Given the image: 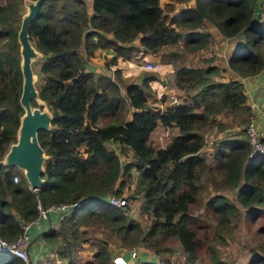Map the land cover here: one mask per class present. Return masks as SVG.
<instances>
[{"label": "trees", "instance_id": "obj_1", "mask_svg": "<svg viewBox=\"0 0 264 264\" xmlns=\"http://www.w3.org/2000/svg\"><path fill=\"white\" fill-rule=\"evenodd\" d=\"M257 3L93 0L90 13L85 0H44L28 29L42 54L37 61L41 74L38 97L49 104L53 115L51 126L38 130L47 154L43 180L37 190L32 189L19 168L0 162V234L8 240L17 237L22 232L20 220H32L38 203L78 202L61 212L57 228L42 232L57 243L53 255L67 258L65 264H75L72 251L90 241L87 226L93 224L113 232L123 246L142 245L162 256L159 261L140 264H161L162 260L168 264L173 240L179 242L190 264L199 258L202 244L208 251L206 264H225L218 244L226 241L238 207L227 195L215 192L204 198L201 212L193 211L207 169H216L220 176L211 178L215 188L214 182L235 188L245 214L263 217L264 233V153L248 155L250 144L243 127L230 137L214 140L208 156L201 151L205 143L202 129L213 122L219 124V113L230 111L239 114L241 121L249 119L251 109L243 83L238 77H222L215 63L183 62L186 51H198L211 42L210 31L201 28L208 20L225 36L240 35L228 56V66L241 75L259 72L264 68V20L252 13ZM22 5L23 0L0 1V157L16 140L23 111L17 39ZM177 44L178 49L164 48ZM98 48L113 51L104 60L107 66L135 50L162 63H174V84L189 92L164 108L150 104L146 88L153 76L144 74L141 83H125L118 67L112 74L95 73L87 62ZM159 124L177 129L164 146L149 141ZM109 141L117 145L109 146ZM127 150L134 159L123 163L120 156ZM132 169L137 170L136 185L128 197L140 199V211L151 216L146 228L128 216L125 208L100 198L121 194ZM14 172L19 179L12 178ZM90 242L95 247L86 264H109L108 240L95 237ZM0 264L25 263L11 252L0 251ZM244 264H264V248L253 251Z\"/></svg>", "mask_w": 264, "mask_h": 264}, {"label": "rangeland", "instance_id": "obj_2", "mask_svg": "<svg viewBox=\"0 0 264 264\" xmlns=\"http://www.w3.org/2000/svg\"><path fill=\"white\" fill-rule=\"evenodd\" d=\"M2 1V0H0ZM86 4L89 5V0H85ZM27 5L26 0H24L22 5V11L21 15L26 11ZM138 40V38H137ZM34 42V41H33ZM208 51L206 50H198V51H186L185 57L186 59H190L191 62L200 63L201 61L209 62V63H215L218 65L219 69L222 67V65H228V54H225L224 56L216 54L213 51V48L209 45ZM206 46V47H207ZM165 47H168V45H165ZM172 47L179 48V45H172ZM166 49V48H165ZM200 51V52H199ZM228 52V50H225ZM230 52V51H229ZM190 56L188 57V55ZM148 55V58L147 56ZM212 57L211 60H207V58ZM41 58V54L39 53L36 58L33 59V68L38 69L37 61ZM124 59V58H120ZM125 59H128L130 61V64L128 66L132 70V74L130 76L129 80H137L138 83H141L140 77L144 74H149L153 76V78L149 81V87L146 88L148 92V101L150 104L157 105L159 107H162L163 105L162 100L169 96L166 92L169 87H171L174 84L173 81V74L171 75L168 71H164V68L162 69L163 72L160 70H153V69H144L139 68L136 69L134 66V62L137 60H157L156 58H151V55L148 53H143L141 51L135 50L132 55L125 57ZM160 62V61H159ZM88 63V62H87ZM162 63V62H161ZM234 75V74H233ZM218 75H215V78H218ZM41 80V74L39 72H36L35 75V83L36 85L40 84ZM140 80V81H139ZM176 86V85H175ZM38 87V86H37ZM177 87V86H176ZM175 87V88H176ZM177 87L176 89L178 90ZM181 93H179L180 100L185 97V95L189 92L188 89L185 87L180 88ZM179 91V90H178ZM40 107L45 106L49 108V104H47L45 101L43 102L40 98L36 101V104ZM163 108V107H162ZM50 109V108H49ZM218 120L220 123L213 122L211 124L206 125L203 129V135H204V146L202 148V152L204 151L206 155L208 156L210 150L212 149V145L214 143V140L221 138V137H230L234 134V132L239 129L240 127H244V124L247 120L241 121V116L237 113H231L230 111H222L217 115ZM174 127H164L162 125H158L155 127L150 133L149 141L154 144L155 146H161L165 145V142L170 139V136L175 133ZM116 143V142H114ZM109 146H114L113 144L109 143ZM134 155L130 150L124 151L121 153V160L122 162H126L129 160H133ZM208 162L212 165V161L210 160V157L207 158ZM136 176H137V170L132 169L131 175L127 177V185H125L122 188L120 196H125L127 199H129L128 195L131 193L136 185ZM217 178L219 179L220 176L217 174L216 169H207L201 177V190L199 192V198L198 200L193 204V211L195 213H199L203 210V200L208 195H211L215 192H221L228 196V198L235 203V205L238 207L237 212L231 217L229 228L226 232V241L219 243V253L220 257L225 261V264H244L247 262V260L250 258L253 251L262 252L264 248V233L262 232V224H263V217L261 216H250L245 214V207L240 203L236 196V190L235 188L230 187H220V183L214 182V185H217V188L213 186L211 178ZM117 184V183H116ZM115 184V185H116ZM219 186V187H218ZM112 194V193H111ZM131 202V206H128L126 209L128 216L135 217L142 225L143 228H146L148 224L151 221V216L148 213L141 212L139 210L140 206V199L131 198L129 200ZM203 202V203H202ZM208 220H212V217H209ZM87 236L90 238V241L94 239L95 237H104L108 240L109 246L111 249V254L114 253H125V249H129L131 247L129 246H123L120 244L119 240L117 239V236L108 230L104 226L100 225H89L87 226ZM89 240L82 242L79 244L73 251L72 254L75 258V264H86V261L92 259V250L94 249V245L91 244ZM172 247V250L167 255L169 257V263L168 264H190V262L187 261L185 252L182 250L181 245L177 240H173L169 243ZM136 254L132 257L131 263H135L138 261H159V258H162L160 255H155L154 252L151 249H148L142 245H139L136 247ZM198 255L199 258L193 263V264H206L208 260V251L205 245H201L198 248ZM50 260V264H65L67 261V258H62L54 260V259H47ZM140 262L138 264H140ZM161 264H166L165 260L161 261Z\"/></svg>", "mask_w": 264, "mask_h": 264}, {"label": "crops", "instance_id": "obj_3", "mask_svg": "<svg viewBox=\"0 0 264 264\" xmlns=\"http://www.w3.org/2000/svg\"><path fill=\"white\" fill-rule=\"evenodd\" d=\"M89 5L87 4L88 11L91 13L93 11L92 9V1L89 0ZM202 29H205L207 31H210L212 35V40L208 44L213 48L214 53L224 56L225 54H230L235 45L240 42L241 38L240 35H234V36H225L221 34L217 28L208 20H204L203 24L201 25ZM164 48H175L172 47V45H168V47ZM228 50L226 52L225 50ZM207 50L208 46L203 47L200 49ZM230 51V52H229ZM82 54H84V50L81 51ZM200 52V51H199ZM146 54V53H145ZM111 55H113V51L110 48H98L95 50L94 55L90 56L88 58V67L91 68L95 73L100 72H109L112 74V70L116 67L120 68V73L123 78V81L130 82V81H136L137 80H129L130 76L132 74V70L128 66L126 62L130 64V61L128 59H120L123 57H118L117 61L115 63H110L107 65L104 64V60L107 58H110ZM148 58V55H146ZM190 54L188 55V57ZM153 58V57H151ZM183 62L188 65H206L209 62H200V63H193L190 59H186L184 57ZM168 71L171 75L173 74V71L175 69V64L168 62V63H161V67L158 69L161 72ZM220 74L222 77H238L244 87V91L246 93V102L248 103L250 100L257 101L259 105L264 106V68H262L259 72H256L254 74H247V75H241L235 70L231 69L228 65H222L220 68ZM234 74V75H233ZM129 78V79H127ZM140 81V80H139ZM175 85H172L167 89V93L169 96H166L164 100H162L163 105H161L163 108L170 104L177 101H180L179 93H181L182 90L178 88V90L175 88ZM257 108H255L251 113H257ZM259 123H261L264 126V121L259 118ZM175 128V127H174ZM177 129H175V132ZM153 132V131H152ZM151 132V133H152ZM174 133V132H173ZM115 141H109L108 143H111L113 145H117V143H114ZM166 144V142H165ZM164 146V145H161ZM121 157V156H120ZM70 210V209H69ZM68 210V211H69ZM67 211V212H68ZM61 212L62 211H50L47 216L39 218L37 221H32L27 229V232L29 234V240L27 243V249L31 257V264H43V262L47 259H54L57 260V258L54 257L53 251L56 247V242H52L48 239H46L42 232L46 231L50 228H57L59 226L60 220H61ZM60 260V258H58Z\"/></svg>", "mask_w": 264, "mask_h": 264}, {"label": "water", "instance_id": "obj_4", "mask_svg": "<svg viewBox=\"0 0 264 264\" xmlns=\"http://www.w3.org/2000/svg\"><path fill=\"white\" fill-rule=\"evenodd\" d=\"M43 1L26 0L27 9L21 15L17 39L19 41L22 73L19 102L23 111L17 126L16 140L9 144L2 161L6 166L19 168L27 179L29 186L35 190L38 189L43 180V164L47 158V154L38 139V130L48 129L51 126L53 116L48 107H40L32 102L40 98L35 83L37 70L33 68V59L41 52L36 48L28 29ZM41 100L44 102L43 99Z\"/></svg>", "mask_w": 264, "mask_h": 264}, {"label": "built area", "instance_id": "obj_5", "mask_svg": "<svg viewBox=\"0 0 264 264\" xmlns=\"http://www.w3.org/2000/svg\"><path fill=\"white\" fill-rule=\"evenodd\" d=\"M252 13L258 19L264 20V0H258V3ZM134 66L138 70L140 67L148 70H158L161 67V62L149 59H144L142 61L137 60L134 62ZM248 105L250 106L251 111H253L255 108L258 110L257 113H251L249 119L245 122L243 127L244 135L250 144V151L248 155L254 156L256 154L264 153V126L258 122L259 118L264 121V106L259 105L257 101L253 100H250ZM2 161L3 156L0 157V162ZM12 178L14 180L19 179V173L14 172ZM100 198L125 209H127L128 206H131V202L129 201L130 199H127L125 196L109 193L107 195L101 196ZM77 204L78 202H74L73 204L60 203L43 206L41 203H38V212L32 220H20L22 232L17 237L12 240H8L0 234V251L11 252L22 259L25 264H31V257L27 249V243L29 240L27 229L30 223L32 221H37L41 217L47 216L50 211L67 212L71 206ZM62 214L63 213L60 215L62 216ZM136 249V247L125 249L127 255H125V253L112 254L109 264H127L128 262H131L132 257L136 254Z\"/></svg>", "mask_w": 264, "mask_h": 264}]
</instances>
